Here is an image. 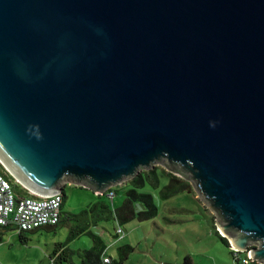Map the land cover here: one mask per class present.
Here are the masks:
<instances>
[{
    "label": "water",
    "instance_id": "95a60500",
    "mask_svg": "<svg viewBox=\"0 0 264 264\" xmlns=\"http://www.w3.org/2000/svg\"><path fill=\"white\" fill-rule=\"evenodd\" d=\"M0 164L44 197L161 165L264 264V0H0Z\"/></svg>",
    "mask_w": 264,
    "mask_h": 264
},
{
    "label": "rangeland",
    "instance_id": "374dc122",
    "mask_svg": "<svg viewBox=\"0 0 264 264\" xmlns=\"http://www.w3.org/2000/svg\"><path fill=\"white\" fill-rule=\"evenodd\" d=\"M0 172L11 183L13 190L19 191L20 197L27 196L26 192L20 190L13 177L7 176L2 169ZM168 183V178L161 173L159 189L151 191L159 208L158 216L144 222L133 220L122 226L125 233L118 239L114 237L117 229L114 220L100 223L98 226L91 224L90 231L99 235L107 246L105 255L112 260H118V249L129 245L134 251L123 264L236 263L237 258L232 254L231 245L228 248L212 228V222L217 225V215L207 209L194 184L190 182L189 194H180L163 201L160 190ZM115 189L121 187L117 186ZM65 194L64 211L75 216L99 200L98 195L92 191L73 185L65 188ZM105 199L114 208H118L124 203L125 195L119 191L115 197ZM67 214L65 216H68ZM84 226L86 221L77 217L73 221L63 222L52 231L41 228L36 232H26L24 241L16 229L3 230L0 238V264H69L65 259L69 254V261L80 264L81 253L94 245L93 239L88 235L73 237L74 229ZM216 228L220 229L218 225ZM63 249L67 250L65 254ZM56 252L60 254V259L53 263Z\"/></svg>",
    "mask_w": 264,
    "mask_h": 264
},
{
    "label": "trees",
    "instance_id": "16d2710c",
    "mask_svg": "<svg viewBox=\"0 0 264 264\" xmlns=\"http://www.w3.org/2000/svg\"><path fill=\"white\" fill-rule=\"evenodd\" d=\"M0 169L5 173L6 171L0 164ZM161 173H163L169 180V183L162 187L160 190V197L163 201H168L180 194L188 193L190 187V182L184 179L181 176L176 175L165 169L164 167L156 166L150 170L141 171L134 179L129 180L127 183L118 186L121 189H110L105 195L98 196L99 200L95 203L88 205L80 215L75 216L71 215L68 219L69 214L64 211V202L66 199L65 188L63 192V204H62V219L61 222L56 226V228L63 222H68L67 220L73 221L74 218L81 217L86 221V226L78 227L74 229L73 237H78L80 235H88L93 241L94 245L87 250H84L81 255L80 264H123L128 256L134 251L133 248L129 245L120 247L119 250V259L112 260L110 258V263H105L104 257L107 246L102 241L101 237L90 231L91 224L98 226V224L114 220L117 223V229L122 228V226L129 224L133 220H138L140 222L150 221L155 219L159 214V208L155 203L153 194L151 191L157 190L161 184ZM7 176L12 178L11 175L5 173ZM17 184V183H16ZM21 191L28 193L21 185L17 184ZM122 191L125 195V200L122 206L114 208L105 198L109 197V193H113L114 197L116 194ZM15 192V191H14ZM21 192V193H24ZM17 196L20 197L19 191L15 192ZM21 198V197H20ZM194 199V197H192ZM202 208V207H201ZM203 209V208H202ZM67 214L68 216H65ZM65 218V219H64ZM212 228L214 233L220 238V240L230 248L228 240L221 236L218 232L215 224L212 222ZM8 228L0 227V238L3 234V230ZM116 229V233H117ZM25 233L21 232L20 236L24 241ZM115 238H119L118 234L114 235ZM67 250L63 249V254ZM57 253V252H56ZM55 253V254H56ZM68 254V253H67ZM232 254L236 256L237 262L233 264H244L242 260L247 258V253H235L232 251ZM70 256V254H69ZM70 258V257H69ZM109 258V257H108ZM60 259V258H58ZM248 264H258L256 262H249Z\"/></svg>",
    "mask_w": 264,
    "mask_h": 264
},
{
    "label": "built area",
    "instance_id": "2783aa9c",
    "mask_svg": "<svg viewBox=\"0 0 264 264\" xmlns=\"http://www.w3.org/2000/svg\"><path fill=\"white\" fill-rule=\"evenodd\" d=\"M4 170L5 173L11 175L5 168ZM28 193L29 196L21 198L17 196L11 183L0 172V227L26 233L44 226H57L61 222L63 193L47 197L30 191ZM113 195V193H109L110 198H113ZM124 233L122 228L117 229L118 236L124 235ZM232 249L238 253L236 249ZM246 253L247 258L242 262L244 264L253 262L250 252ZM104 261L110 263V258L104 257Z\"/></svg>",
    "mask_w": 264,
    "mask_h": 264
},
{
    "label": "crops",
    "instance_id": "0c3cea01",
    "mask_svg": "<svg viewBox=\"0 0 264 264\" xmlns=\"http://www.w3.org/2000/svg\"><path fill=\"white\" fill-rule=\"evenodd\" d=\"M27 194V196H29V193H26ZM70 214H69V216L67 217L68 219L70 218ZM68 222H69V220H67ZM117 234V233H116ZM59 256H60V254H56V255H54V257H53V259H52V262L53 263H55L57 260H58V258H59ZM106 257H107V255H105ZM69 257L70 256H68V255H66V257H65V259H66V261L67 262H69V264H75V262H73L72 260L71 261H69Z\"/></svg>",
    "mask_w": 264,
    "mask_h": 264
},
{
    "label": "clouds",
    "instance_id": "9594fccd",
    "mask_svg": "<svg viewBox=\"0 0 264 264\" xmlns=\"http://www.w3.org/2000/svg\"><path fill=\"white\" fill-rule=\"evenodd\" d=\"M56 227V226H55Z\"/></svg>",
    "mask_w": 264,
    "mask_h": 264
}]
</instances>
